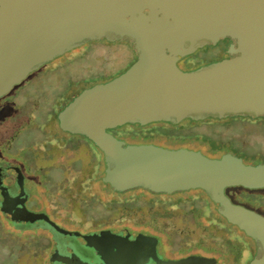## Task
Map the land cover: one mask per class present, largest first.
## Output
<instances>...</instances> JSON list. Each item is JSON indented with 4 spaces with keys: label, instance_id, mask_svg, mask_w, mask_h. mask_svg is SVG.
<instances>
[{
    "label": "water",
    "instance_id": "water-1",
    "mask_svg": "<svg viewBox=\"0 0 264 264\" xmlns=\"http://www.w3.org/2000/svg\"><path fill=\"white\" fill-rule=\"evenodd\" d=\"M103 39L129 41L136 61L77 95L57 114L59 129L85 137L102 153L101 181L113 191H202L218 215L254 242L256 254L249 264H264V216L225 194L230 187L264 189V165L246 164L231 154L216 159L185 148L128 145L108 132L126 124L264 117V0H0V98L42 65ZM224 39L232 41L231 58L188 72L177 67L197 49ZM18 186L20 196L11 202L2 191L0 206L12 220L31 227L40 221L59 235L78 239L70 256L56 252L60 264H88L78 257L79 243L107 264L90 245V236L26 210L19 200L23 186ZM101 236L134 242L111 232ZM62 244L71 245L60 243L64 249ZM146 252L143 264L149 259ZM162 264L214 262L188 257Z\"/></svg>",
    "mask_w": 264,
    "mask_h": 264
},
{
    "label": "rangeland",
    "instance_id": "rangeland-1",
    "mask_svg": "<svg viewBox=\"0 0 264 264\" xmlns=\"http://www.w3.org/2000/svg\"><path fill=\"white\" fill-rule=\"evenodd\" d=\"M100 41L87 42L56 57L0 98V164L16 167L24 174L25 183L20 185L29 195L23 202L24 208L45 215L61 229L81 235L106 229L109 230L105 232L113 234L131 232L135 235L137 232L135 238L127 236L135 243L141 238L152 240L154 244L159 241L158 253L167 261L201 256L214 264H244L250 252L240 243V238L248 242L253 252L256 250L254 242L235 228H231V234L222 231L217 220L225 223L202 191L152 194L142 189L107 190L101 181L104 161L97 168L93 182L84 189L79 180L92 168L90 154L85 148L64 144L55 150L50 161H33L25 153H45L39 126L69 104L73 95L107 82L136 61L137 54L129 42L106 44ZM226 55L219 46H207L180 60L177 67L184 72L193 71L224 59ZM152 124L142 127L126 124L112 134L128 145H141L143 142H129L141 139L131 136L155 135L149 126ZM53 127L57 136L68 143V134L59 130L57 120ZM193 132L197 139L180 142L159 135L155 141L163 145L160 147L173 149L183 143L181 148L211 158L204 153L210 148L203 141L204 136L231 139L250 153L264 156V126H203ZM244 163L264 165V159L258 163ZM51 166L54 168L50 169ZM241 190L244 188L230 187L225 189V194L232 203L264 216V190L248 193L249 196L241 195ZM8 198L10 202L13 199L10 195ZM32 226L10 223L9 215L0 207V264H60L55 258L54 244L58 247L60 243L72 245L78 241L75 237L57 234L40 221ZM147 257L145 264H155L152 255ZM143 261L134 250L131 256L115 264H143Z\"/></svg>",
    "mask_w": 264,
    "mask_h": 264
},
{
    "label": "trees",
    "instance_id": "trees-1",
    "mask_svg": "<svg viewBox=\"0 0 264 264\" xmlns=\"http://www.w3.org/2000/svg\"><path fill=\"white\" fill-rule=\"evenodd\" d=\"M102 42H104L106 44L111 43V42L105 41V39H104V41L103 40L100 41V43H102ZM119 42L126 43L129 41H119ZM129 44H131V43L129 42ZM129 66H131V64ZM129 66L124 68L121 72H119L116 76L110 78L108 81L112 80L113 78H115V77L119 76L120 74H122L123 72H125L129 68ZM79 94L80 93L78 92L76 95H73L72 98L74 99ZM62 109H60V111ZM57 114L58 113H56L54 115H50L49 120L45 119L43 124H41L39 126V131L42 134V136L44 137V141H45V148H46L45 153H42L41 155L34 154V152H31V151H29V152L27 151L25 153L33 161H36V160H40V161L48 160V161H50L54 157L53 153L55 152V150L59 149L60 146H64V144L68 147H71V148H77V149L81 148V147L85 148L90 154V163L92 162L91 170L90 171L88 170V172L85 173V175H84L85 177L83 179L79 180V182L82 185V188L85 189L86 187L90 186V184L93 182L94 178L97 175V168L100 166L101 162H103L102 153L93 145L92 142L87 140L85 137H82L79 135H70L68 133H65V134H68V137H69L68 143L65 142L66 141L65 139L58 137L57 133L55 132V129L53 127L54 121L57 120ZM242 125L264 126V117L252 118V117L246 116V117H228L226 119L207 118V119L202 120V121H193L190 119H186V120H183L182 122L175 124V125L168 123V122H160V123L157 122V124L153 123L152 125H149V126H151V130L155 133V135H152L150 133L149 135H147L145 137L131 136L132 138H141V139H139V140L136 139V140H132L129 142H135V143L143 142V144H153V145L163 146V145H159L155 141L156 136L162 135V136H166L170 140L184 142V141H189L191 139H197L198 138L197 134H195L193 132V130L199 129L200 127H203V126H206L208 128H213L216 126L224 127V128H230V127H237V126H242ZM132 126L142 127L139 125H132ZM115 131H117V128H115L113 130H109L108 132L114 133ZM201 137H203V136H201ZM203 141L210 146L209 150L204 152V153L206 155L210 156L211 158L217 159V158H220L224 154H231V155H234V156L242 159L243 162L258 163L260 160L264 159L263 155H260L259 153H250L249 151L243 149L241 146L237 145L231 139L216 140V139H212L210 137L204 136ZM52 142H54V143H52ZM182 144H180L179 146H177L174 149L181 148ZM165 147L169 148L170 146H165ZM170 148L173 149L172 147H170ZM255 165H257V164H255ZM51 168H54V167L51 166L50 169ZM104 185H105L107 190L113 191L109 185H107V184H104ZM261 190H264V189H261ZM255 192H260V191L244 189V190H241V195L243 193V194H246L249 196L248 193H255ZM219 217L225 223V225H224L223 223H221V221L219 219L217 220V223H219V225L221 226L222 231L227 232L228 234H231L233 232L231 230V228H235L236 230H238L234 226L233 227L229 226V224L225 221V219H223L220 215H219ZM246 238H248V237H246ZM240 239H241L240 243L243 244L244 247H246V249L250 252L249 259L244 262V264H249L250 260L254 258L253 256H255L256 250L253 252L252 247L248 244V242L243 237ZM199 257H201V256H199Z\"/></svg>",
    "mask_w": 264,
    "mask_h": 264
},
{
    "label": "flooded vegetation",
    "instance_id": "flooded-vegetation-1",
    "mask_svg": "<svg viewBox=\"0 0 264 264\" xmlns=\"http://www.w3.org/2000/svg\"><path fill=\"white\" fill-rule=\"evenodd\" d=\"M232 43L231 40L229 39H224L222 41H219L214 47L219 46L222 51L227 54V57H224V59L231 58L228 54V49L229 45ZM211 46V45H210ZM184 59V58H183ZM223 59V58H222ZM220 59V60H222ZM182 60V59H181ZM219 60V61H220ZM65 133V132H63ZM71 135V134H70ZM48 170V169H47ZM2 182L4 185H2ZM25 183V176L22 173V171L19 169L17 171L16 167H10L9 165H1L0 164V204L4 200L3 196V190L7 192L8 195L13 197L15 199L16 197L18 198L20 196V189L18 184H24ZM24 196H22L19 200L23 199L22 202H25L26 199L29 198L28 193L24 189ZM1 207V206H0ZM7 215V213H5ZM9 221L12 224H15L19 226V223H16L14 220L11 219L9 216ZM17 229V228H15ZM19 230V229H18ZM109 229L106 230H100L96 231L93 233H87L83 234L82 236L88 237L90 236L91 241L90 245H92L100 255V257L107 262V264H115L119 260L124 259L126 256H131L134 252V250L137 251L138 255L140 254L142 259H146L144 255V251L146 250L147 255L151 256L154 258L157 264L160 262L167 261L163 255H159L158 253V246H159V241L157 244H154L152 240L148 239H142V243H135V242H128L125 240H115L114 238H103L101 236L102 232H105ZM126 230V229H124ZM128 234L130 237L136 236L137 232H135V235L133 233L129 232H124L122 234H118L120 236H126ZM130 239V238H129ZM62 247L60 248V245L58 247H55L54 244V252H58L59 254H62L64 256H70L74 252V245H68V244H62ZM77 249L81 253L82 256H78L83 262H87L88 264H102L100 261V258L95 255V252L92 249L86 248L85 244L79 243L77 244ZM149 251V252H148ZM196 257V256H195ZM176 261V260H173Z\"/></svg>",
    "mask_w": 264,
    "mask_h": 264
}]
</instances>
